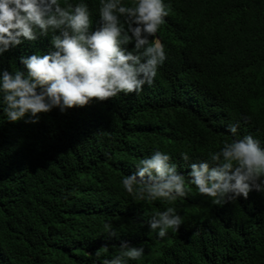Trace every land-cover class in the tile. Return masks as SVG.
I'll return each mask as SVG.
<instances>
[{"label": "trees", "instance_id": "1", "mask_svg": "<svg viewBox=\"0 0 264 264\" xmlns=\"http://www.w3.org/2000/svg\"><path fill=\"white\" fill-rule=\"evenodd\" d=\"M165 3L155 36L167 59L151 85L64 113L54 108L37 123L0 114V264H102L121 239L144 247L129 264H264V193L217 205L194 185L171 202L122 186L157 147L174 161L183 151L208 158L229 140V123L264 125V0ZM88 4L98 11L99 0ZM49 46L50 36L24 40L0 57V69L22 68L21 55ZM189 57L212 79L188 87L202 93L199 115L186 106L191 95L175 98L176 85L195 75L179 68ZM169 110L176 116L162 115ZM168 206L184 223L161 238L147 222Z\"/></svg>", "mask_w": 264, "mask_h": 264}, {"label": "clouds", "instance_id": "2", "mask_svg": "<svg viewBox=\"0 0 264 264\" xmlns=\"http://www.w3.org/2000/svg\"><path fill=\"white\" fill-rule=\"evenodd\" d=\"M88 2L0 0V57L24 40L50 36L47 52L21 55L22 68L0 69V114L4 119L15 122L27 116L26 122L37 123L40 113L54 108L64 113L88 105L94 98L104 101L120 93H138L145 84L153 83L167 59L162 39L155 36L168 15L165 0H99L98 11ZM92 18L98 22L95 28ZM179 68L191 69L195 75L182 86L176 85L182 88L175 90V98L178 91L191 95L195 103L186 106L199 115L204 107L202 93L188 87L203 77L204 82L211 78L194 58L189 57ZM182 108L186 116L187 108ZM167 114L176 116L171 110L162 115ZM259 121L264 123V119ZM239 123L226 126L229 140L208 158L183 151L174 161L171 153L157 147L138 161L135 171L121 177L124 190L145 200L171 202L185 197L188 185H194L200 193L196 192L197 197H210L217 205L247 199L252 191L264 193V125ZM183 223L173 206L154 212L147 222L161 238L169 230L178 232ZM108 235L117 233L112 230ZM143 255V245L121 239L117 253L104 258L102 264H129Z\"/></svg>", "mask_w": 264, "mask_h": 264}]
</instances>
